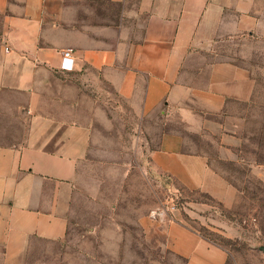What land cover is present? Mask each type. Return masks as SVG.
Here are the masks:
<instances>
[{
  "label": "crops",
  "instance_id": "obj_1",
  "mask_svg": "<svg viewBox=\"0 0 264 264\" xmlns=\"http://www.w3.org/2000/svg\"><path fill=\"white\" fill-rule=\"evenodd\" d=\"M236 36L238 59H207L216 40ZM66 49L71 70L60 67ZM107 102L124 103L158 138L148 151L156 173L187 183L208 168L182 133L161 130L173 116L230 158L264 107V0H0L5 260L66 235L80 176L102 151ZM166 232L186 264L225 263L220 247L182 223Z\"/></svg>",
  "mask_w": 264,
  "mask_h": 264
},
{
  "label": "rangeland",
  "instance_id": "obj_2",
  "mask_svg": "<svg viewBox=\"0 0 264 264\" xmlns=\"http://www.w3.org/2000/svg\"><path fill=\"white\" fill-rule=\"evenodd\" d=\"M211 48L209 60L238 59L244 41L218 39ZM104 108L110 120L99 124L96 138L102 151L80 176L66 235L32 243L15 259L5 260L0 249V264H186L169 246L170 221L220 247L224 264H264V107L230 158L175 116L162 121L161 130H177L187 150L207 157L208 168L193 169L187 183L149 167L148 151L158 138L148 136L146 123L124 103Z\"/></svg>",
  "mask_w": 264,
  "mask_h": 264
},
{
  "label": "built area",
  "instance_id": "obj_3",
  "mask_svg": "<svg viewBox=\"0 0 264 264\" xmlns=\"http://www.w3.org/2000/svg\"><path fill=\"white\" fill-rule=\"evenodd\" d=\"M62 69L71 70L73 67L71 51L69 49L61 51V66Z\"/></svg>",
  "mask_w": 264,
  "mask_h": 264
}]
</instances>
